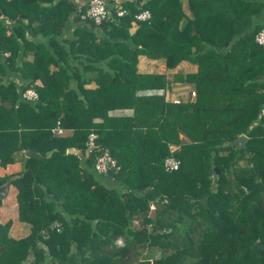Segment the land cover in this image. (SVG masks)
Listing matches in <instances>:
<instances>
[{"label":"trees","instance_id":"1","mask_svg":"<svg viewBox=\"0 0 264 264\" xmlns=\"http://www.w3.org/2000/svg\"><path fill=\"white\" fill-rule=\"evenodd\" d=\"M77 2L0 0V165L22 161L0 184L11 178L29 226L14 237L0 222V264H264L262 3L107 0L95 22ZM140 55L196 68L168 78ZM179 85L189 96L167 99ZM105 149L117 166L97 173Z\"/></svg>","mask_w":264,"mask_h":264},{"label":"built area","instance_id":"2","mask_svg":"<svg viewBox=\"0 0 264 264\" xmlns=\"http://www.w3.org/2000/svg\"><path fill=\"white\" fill-rule=\"evenodd\" d=\"M81 4L78 5V11L81 12L82 18H90L94 20L95 22H100L101 20L105 19L107 17L108 13V6H107V0H87V7L84 11L81 10ZM125 10L119 9L117 13L119 15L123 14ZM136 18L138 19H147L150 16V12L148 9H142L139 12L135 14ZM255 41L264 46V26L261 27L255 34ZM194 93V91H192ZM23 96L34 99L38 96V93L34 88H26L23 91ZM167 97V95H166ZM175 102H177L179 99L175 98L173 99ZM52 132L56 134H62L65 132V130L59 126L56 125L52 128ZM96 138L97 134L95 132H90L87 139V151H91L96 147ZM179 165V160L174 157L173 155L166 156L164 158V167L167 170H173L176 169ZM116 161L111 156L109 151L107 149L103 150L101 153L97 154L95 161H94V169L97 173H103L105 174L110 168L116 167ZM54 225L59 228V223H55Z\"/></svg>","mask_w":264,"mask_h":264},{"label":"crops","instance_id":"3","mask_svg":"<svg viewBox=\"0 0 264 264\" xmlns=\"http://www.w3.org/2000/svg\"><path fill=\"white\" fill-rule=\"evenodd\" d=\"M78 1H81V0H78ZM258 1H260L262 3V7L259 10V12L255 15L254 21H264V0H258ZM250 28H251V26L248 27V29H250ZM39 38H41V37H36L35 39H39ZM27 57L28 58L32 57V53H29L27 55ZM138 67L140 70H143V71L162 72V73H166L168 76L169 72L172 73L173 71L178 70V69H181L184 71L194 70L196 68V65L192 62L187 61V60H183L177 66L170 69V68H166V66L164 65L163 62H161L155 58H148L146 56L140 55L139 61H138ZM9 74L13 75V76L15 75V73H10V72H9ZM168 77L170 78L171 75ZM16 78L18 79V77H16ZM175 84H177V83H175ZM94 85H95L94 82H90V83L86 84V86H94ZM167 93H168V91H167ZM167 96H168V94H167ZM109 113L112 115H120V114H130L131 111L130 110L114 109V110H111ZM21 167H22V161L19 159H16L13 163H8L6 165V167L0 165V175H3L5 173H16L21 169ZM10 186L11 185H9V187ZM7 195H8V193H7ZM14 195H15V193H14ZM14 198H15V196H14Z\"/></svg>","mask_w":264,"mask_h":264},{"label":"rangeland","instance_id":"4","mask_svg":"<svg viewBox=\"0 0 264 264\" xmlns=\"http://www.w3.org/2000/svg\"><path fill=\"white\" fill-rule=\"evenodd\" d=\"M78 2H79V4L83 3L82 0L78 1ZM170 75H171V73L169 72L168 76H170ZM165 89H166L165 94L166 95L168 94L167 99L173 100L175 98L186 99L189 96V92H190L191 88L188 85H186L185 87L180 86V91L182 90V93H180L179 95L176 94L175 89L174 90L171 88L169 89L168 87ZM167 91H168V93H167ZM14 193H15V188L10 186L8 188V195L4 196L0 200V222H4L10 218L12 220V224H11V227L9 229V234L14 236V237H19V236H22L28 232L29 226L25 222L20 221L17 217V205H16V201L14 198V196H15ZM149 213L153 214V209H151L149 211ZM117 241L120 243L122 240L120 238H118Z\"/></svg>","mask_w":264,"mask_h":264},{"label":"water","instance_id":"5","mask_svg":"<svg viewBox=\"0 0 264 264\" xmlns=\"http://www.w3.org/2000/svg\"><path fill=\"white\" fill-rule=\"evenodd\" d=\"M246 140H247V135L240 134L236 138H234L233 140H231L229 143L230 144H238L239 146H243L245 144ZM67 151L79 153L78 150H76L74 148H68ZM23 152H24V154L26 156H30V155H33V156H36V157H41L42 156V154H40L39 152L33 150L29 146L26 147V148H24ZM46 155H48V153ZM215 170L217 172H219V170H218L217 167H215ZM10 181H11V178H9L8 180H6L4 183L0 184V200H1V198H3L4 196L7 195L8 188H9V185H10ZM252 246L253 247H260L261 246V242L260 241H256V242H254L252 244Z\"/></svg>","mask_w":264,"mask_h":264}]
</instances>
